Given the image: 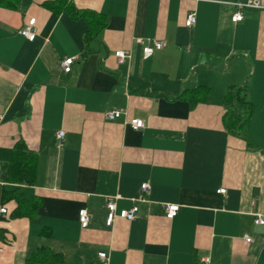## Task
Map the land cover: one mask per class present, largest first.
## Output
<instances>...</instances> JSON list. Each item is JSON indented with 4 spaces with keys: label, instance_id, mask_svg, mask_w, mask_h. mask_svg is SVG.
<instances>
[{
    "label": "crops",
    "instance_id": "obj_1",
    "mask_svg": "<svg viewBox=\"0 0 264 264\" xmlns=\"http://www.w3.org/2000/svg\"><path fill=\"white\" fill-rule=\"evenodd\" d=\"M234 1L0 6V264L46 248L64 264H99L100 252L108 264H264V225L254 223L264 219V0L236 24ZM30 19L32 42L19 35ZM140 38L163 46L143 59ZM117 51L129 60L118 64ZM234 90L251 109L242 137L224 126ZM112 110L122 116L107 121ZM19 141L36 158L31 186L7 181ZM15 192L35 213L15 216ZM108 198L118 210L138 207L135 219L107 226ZM165 205L179 207L172 220Z\"/></svg>",
    "mask_w": 264,
    "mask_h": 264
},
{
    "label": "built area",
    "instance_id": "obj_2",
    "mask_svg": "<svg viewBox=\"0 0 264 264\" xmlns=\"http://www.w3.org/2000/svg\"><path fill=\"white\" fill-rule=\"evenodd\" d=\"M234 8V12L230 18L231 23L236 24L241 22L243 19L242 12L247 8H259L257 0H235L232 3ZM34 19L28 20L27 24L19 31V35L26 39L29 42L34 41L36 34L34 32ZM196 22L195 14L190 13L184 19V27L191 28ZM135 42L141 46V53L143 59L150 58L155 51H158L162 48L163 43L158 41H148L144 39H136ZM114 58L116 59L118 64H122L126 60H129L130 53L127 51H117L114 53ZM73 63L72 58L63 59L59 62V67L61 71L65 74L71 72V65ZM122 116V111L120 110H112L105 114V119L107 121H115ZM129 126L138 131L143 128V122L139 119H132L128 122ZM63 132L59 131L56 133V147H60L63 140ZM149 191V187L147 184H142L140 186V193L147 194ZM224 190H219V194H224ZM117 198H108L105 203V207L107 210L106 216V225L111 226L116 219H122L127 222H131L135 219L138 214V207L132 206L129 209L118 210L116 206ZM142 200V199H140ZM179 207L177 205H165L164 207V216L167 220H172L177 212ZM6 215V209L0 207V217ZM78 221L81 229H85L89 224V216L84 209L78 211ZM255 225H264V219L260 216H257L254 220ZM245 243L250 242V237H243ZM99 264H108V255L107 253L100 252L98 253ZM200 264H210V260L208 257H204L200 259Z\"/></svg>",
    "mask_w": 264,
    "mask_h": 264
},
{
    "label": "trees",
    "instance_id": "obj_3",
    "mask_svg": "<svg viewBox=\"0 0 264 264\" xmlns=\"http://www.w3.org/2000/svg\"><path fill=\"white\" fill-rule=\"evenodd\" d=\"M23 1L24 0H0V6L13 9ZM61 1L65 3L67 0ZM58 3L60 5V0H58ZM48 7H51V5H48ZM83 16L84 14L73 13L72 17L76 18ZM226 99L228 103H232L226 107L227 112L224 118L225 129L233 136L242 137L245 133L247 119L251 113V109L245 101V92L244 90L231 91L226 95ZM35 163V155L26 150L22 141L17 142L13 148L12 161L6 171L7 181L22 186H31L34 183ZM18 196L19 194L16 193V195L8 197L10 199L13 198L17 203L15 216H22L26 213L30 214V212L33 211L35 213L37 205L34 203H22ZM7 213L8 211L6 209V215ZM25 264H64V262L63 257L60 254H56L46 248L32 254L25 261Z\"/></svg>",
    "mask_w": 264,
    "mask_h": 264
}]
</instances>
